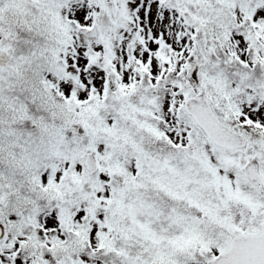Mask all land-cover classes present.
<instances>
[{
  "label": "snow or ice",
  "instance_id": "6c2138e0",
  "mask_svg": "<svg viewBox=\"0 0 264 264\" xmlns=\"http://www.w3.org/2000/svg\"><path fill=\"white\" fill-rule=\"evenodd\" d=\"M0 264H264V0H0Z\"/></svg>",
  "mask_w": 264,
  "mask_h": 264
}]
</instances>
